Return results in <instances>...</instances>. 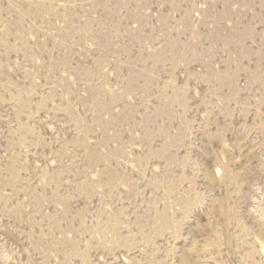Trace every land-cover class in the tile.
I'll return each instance as SVG.
<instances>
[{
    "label": "rangeland",
    "instance_id": "rangeland-1",
    "mask_svg": "<svg viewBox=\"0 0 264 264\" xmlns=\"http://www.w3.org/2000/svg\"><path fill=\"white\" fill-rule=\"evenodd\" d=\"M0 264H264V0H0Z\"/></svg>",
    "mask_w": 264,
    "mask_h": 264
}]
</instances>
